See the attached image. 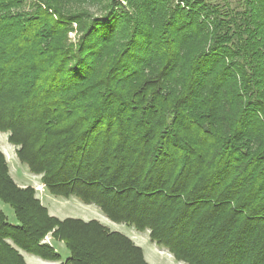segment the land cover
Returning a JSON list of instances; mask_svg holds the SVG:
<instances>
[{
	"label": "trees",
	"instance_id": "16d2710c",
	"mask_svg": "<svg viewBox=\"0 0 264 264\" xmlns=\"http://www.w3.org/2000/svg\"><path fill=\"white\" fill-rule=\"evenodd\" d=\"M0 131L50 194L178 261L264 264V0H0ZM0 200L18 221L0 209V264L61 260L49 233L60 264H150L98 220L51 215L1 149Z\"/></svg>",
	"mask_w": 264,
	"mask_h": 264
},
{
	"label": "rangeland",
	"instance_id": "374dc122",
	"mask_svg": "<svg viewBox=\"0 0 264 264\" xmlns=\"http://www.w3.org/2000/svg\"><path fill=\"white\" fill-rule=\"evenodd\" d=\"M208 1H211L213 3H218V2L224 3L225 2V0H208ZM230 1L234 4L236 0H230ZM127 3H128V0H126L124 5L127 6ZM26 6L28 8V4ZM86 6L91 11H94V12L98 11L97 10V8H98L97 5H86ZM74 28H75V30L73 32H70V34H69V37H70V39L72 41H76L77 38H79V33L76 30L77 29L76 24H74ZM8 138H9V134L8 133L0 131V149L3 152V154L5 155V157H6L7 161H8L10 174L13 177V179L15 180V182L16 181L17 182L22 181L25 184H27L26 186L31 185V186L35 187V189L37 191V197H39L40 199L43 197L44 194L49 195L50 197H52L53 201H51V205H52V207L54 208L55 211L59 212V214H61L62 212L64 214L66 212L68 215H76L78 210H77V208H75V206H77L83 212H85L86 214H89L92 217L96 218V219H93V220L100 221L102 224H104L108 228L110 226L112 231H119V232L124 234V232L127 233L128 230H129V233H131V230L128 227H131L132 229H135V227L130 226V225H127L128 227H126V226H119V228L116 227L115 225H113L110 222L108 217L101 211V209L98 206L94 205V204H87V205L96 206L97 207L96 210L94 208L92 209L91 206L84 205L85 203L81 202L76 197H72V198L66 199V198H63V197H56V196L50 194V192L48 191L45 183L42 181V175L34 174L33 172H31V170L28 167V165L26 163L22 162L20 160L19 156H18V148L19 147L14 145V144H11L9 142ZM26 186H24V187H26ZM20 187H22V186H20ZM0 203L2 205H5V207L7 208L5 210L8 213L10 212L12 214V212L14 210L12 209V207L10 205L4 204L1 200H0ZM14 214H15V212H14ZM141 233H142L141 236L136 234V235H133L132 238H133V240H135L136 245L143 246V249H144L143 251H144L145 258L150 264H187V263H185L183 261H178L174 257V255L167 248L159 246L155 242H153L151 240V238H150V235H149L150 231L149 230L142 231ZM51 235L52 234L49 233L45 237L44 242L45 241L47 242L48 240H50ZM139 243H140V245H139ZM66 249L67 250H66L65 254L61 252V255L63 257L66 256L67 253H68V255L70 253V251H69V249L67 247H66ZM27 253H29V252H27ZM35 256H37V255H35ZM37 257H39V256H37Z\"/></svg>",
	"mask_w": 264,
	"mask_h": 264
},
{
	"label": "crops",
	"instance_id": "0c3cea01",
	"mask_svg": "<svg viewBox=\"0 0 264 264\" xmlns=\"http://www.w3.org/2000/svg\"><path fill=\"white\" fill-rule=\"evenodd\" d=\"M17 182V181H16ZM17 184L18 185H20V186H22V187H24V186H26L27 184H25L24 182H22V181H19V182H17ZM41 200H42V203L45 205V206H47L48 207V209H49V211H50V214H52V215H54V216H56V217H58L59 219H61V220H63V219H65V218H67V217H73V218H80V219H83V220H85V221H90V220H93V219H96L95 217H92L91 215H89V214H86L85 212H83L79 207H77V206H75V208H77V210H78V212H77V214L76 215H68L66 212L63 214V212L61 213V214H59V212H57V211H55L54 210V208L52 207V205H51V201H53L52 200V197H50L49 195H46V194H44L43 195V197L41 198ZM4 203V202H3ZM4 204H6V203H4ZM83 204V203H82ZM84 205H86V206H91V208L93 209H95L96 210V206H94V205H87V204H84ZM0 209H2L4 212H5V214H6V216H7V218H8V220L11 222V223H13V224H17V218H16V216H15V214H14V211L12 212V214L9 212H7L5 209H7L6 207H5V205H2L1 203H0ZM98 210V209H97ZM9 215H8V214ZM110 220V219H109ZM110 222L113 224V225H115L116 227H118L119 228V226H126V227H128L126 224H123V223H115V222H113V221H111L110 220ZM109 228H110V226H109ZM130 230H131V233H129V230H128V232L126 233V232H124V234L125 235H128L132 240H133V238H132V236L133 235H136V234H138V235H142V231L140 232V231H138V230H136V229H132L131 227H128ZM110 230L112 231V229L110 228ZM119 230V229H118ZM134 242H135V240H133ZM46 242V241H45ZM48 243H50L51 245H53L55 248H56V250L60 253V255H61V252L62 253H64L65 254V252H66V246H65V243L63 242V241H60V240H58V239H56V238H54L52 235H51V238H50V240H48L47 241ZM139 245H140V243H139ZM141 246V245H140ZM142 247V249H143V246H141ZM144 250V249H143ZM21 253L24 255V257H25V259H26V264H60L62 261H65L69 256H70V253H69V255H68V253L66 254V256H62L61 255V260H45V259H43V258H40V257H37V256H35V255H33V254H30V253H27L26 251H23V250H21Z\"/></svg>",
	"mask_w": 264,
	"mask_h": 264
},
{
	"label": "built area",
	"instance_id": "2783aa9c",
	"mask_svg": "<svg viewBox=\"0 0 264 264\" xmlns=\"http://www.w3.org/2000/svg\"><path fill=\"white\" fill-rule=\"evenodd\" d=\"M120 2H122V3H125L126 2V0H119Z\"/></svg>",
	"mask_w": 264,
	"mask_h": 264
}]
</instances>
